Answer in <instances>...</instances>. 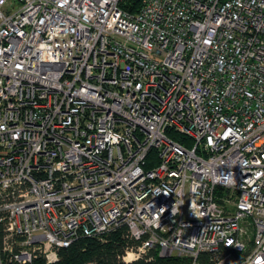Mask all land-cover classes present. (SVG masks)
Wrapping results in <instances>:
<instances>
[{
  "label": "built area",
  "instance_id": "obj_1",
  "mask_svg": "<svg viewBox=\"0 0 264 264\" xmlns=\"http://www.w3.org/2000/svg\"><path fill=\"white\" fill-rule=\"evenodd\" d=\"M123 1L0 0V264L264 260V0Z\"/></svg>",
  "mask_w": 264,
  "mask_h": 264
},
{
  "label": "trees",
  "instance_id": "obj_2",
  "mask_svg": "<svg viewBox=\"0 0 264 264\" xmlns=\"http://www.w3.org/2000/svg\"><path fill=\"white\" fill-rule=\"evenodd\" d=\"M137 0H124L122 7L134 8ZM156 161V152L150 151V157ZM148 165L147 167H149ZM125 228L111 230L102 235L79 236L67 247L58 250V260L52 264H122L118 255L123 252L125 245L130 242L126 236ZM177 258H163L156 255L153 260H139L133 264H180ZM33 264H45L42 259H37Z\"/></svg>",
  "mask_w": 264,
  "mask_h": 264
},
{
  "label": "clouds",
  "instance_id": "obj_3",
  "mask_svg": "<svg viewBox=\"0 0 264 264\" xmlns=\"http://www.w3.org/2000/svg\"><path fill=\"white\" fill-rule=\"evenodd\" d=\"M254 264H264V260L257 259L254 261Z\"/></svg>",
  "mask_w": 264,
  "mask_h": 264
}]
</instances>
